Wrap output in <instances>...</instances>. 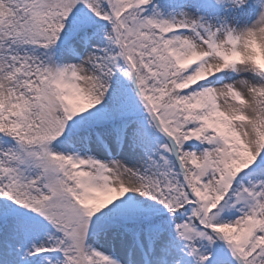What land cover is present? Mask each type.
Returning <instances> with one entry per match:
<instances>
[{"label":"snow or ice","instance_id":"snow-or-ice-1","mask_svg":"<svg viewBox=\"0 0 264 264\" xmlns=\"http://www.w3.org/2000/svg\"><path fill=\"white\" fill-rule=\"evenodd\" d=\"M0 264H264V0H0Z\"/></svg>","mask_w":264,"mask_h":264}]
</instances>
